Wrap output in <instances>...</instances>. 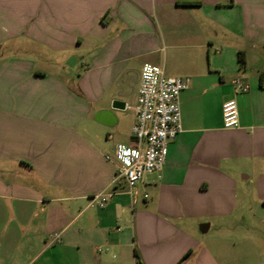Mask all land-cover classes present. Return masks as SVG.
Returning <instances> with one entry per match:
<instances>
[{"label":"crops","instance_id":"1","mask_svg":"<svg viewBox=\"0 0 264 264\" xmlns=\"http://www.w3.org/2000/svg\"><path fill=\"white\" fill-rule=\"evenodd\" d=\"M145 64L191 87L165 167L130 193L105 156L134 146ZM256 219L264 0H0V264H240Z\"/></svg>","mask_w":264,"mask_h":264},{"label":"built area","instance_id":"2","mask_svg":"<svg viewBox=\"0 0 264 264\" xmlns=\"http://www.w3.org/2000/svg\"><path fill=\"white\" fill-rule=\"evenodd\" d=\"M237 93H247L248 86L241 80L235 81ZM188 77L168 76L162 67L145 64L141 72V85L136 105L126 106L135 115L132 128L134 146L118 145L106 160L117 168V179L122 180L131 191L147 173L161 171L167 162L169 145L183 133L181 94L189 90ZM240 125L239 109L235 99L223 105V126L235 129ZM104 207L106 198L100 200ZM59 234L49 235L52 243L58 242Z\"/></svg>","mask_w":264,"mask_h":264},{"label":"rangeland","instance_id":"3","mask_svg":"<svg viewBox=\"0 0 264 264\" xmlns=\"http://www.w3.org/2000/svg\"><path fill=\"white\" fill-rule=\"evenodd\" d=\"M251 222L253 223L252 226L256 233H260V232L264 233V225H262L260 219L253 220ZM262 238L263 237H260L259 235H257L255 237V245L250 246L249 248H242V247L239 248L240 249L239 251L240 264L248 263L247 258H246L248 254H250V256L255 258V261H252L253 262L252 264H264V244L262 243V240L259 241V239H262Z\"/></svg>","mask_w":264,"mask_h":264},{"label":"trees","instance_id":"4","mask_svg":"<svg viewBox=\"0 0 264 264\" xmlns=\"http://www.w3.org/2000/svg\"><path fill=\"white\" fill-rule=\"evenodd\" d=\"M239 63L241 65V67H244L246 64L245 55L243 52L239 53ZM137 257H138V255H137Z\"/></svg>","mask_w":264,"mask_h":264}]
</instances>
